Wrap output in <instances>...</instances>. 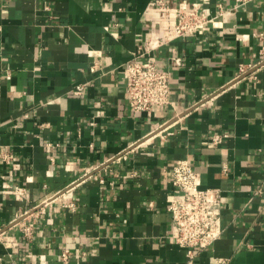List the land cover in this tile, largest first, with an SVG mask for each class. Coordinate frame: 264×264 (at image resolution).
<instances>
[{"label":"crops","instance_id":"crops-1","mask_svg":"<svg viewBox=\"0 0 264 264\" xmlns=\"http://www.w3.org/2000/svg\"><path fill=\"white\" fill-rule=\"evenodd\" d=\"M167 1L211 20L174 36L159 0H0V264H264V0ZM146 51L172 104L131 113L124 70ZM178 158L222 196L193 258L167 211Z\"/></svg>","mask_w":264,"mask_h":264},{"label":"built area","instance_id":"built-area-1","mask_svg":"<svg viewBox=\"0 0 264 264\" xmlns=\"http://www.w3.org/2000/svg\"><path fill=\"white\" fill-rule=\"evenodd\" d=\"M250 0H238L245 3ZM163 9L172 11L175 22L172 28L174 36L191 34L194 30L203 27L211 20L207 8L199 9L197 5L189 8L186 5L171 6L167 0H159ZM261 35V33H260ZM167 41L166 37L151 39L149 46L154 48L160 42ZM139 53L133 54L125 66L124 76L126 79V96L128 110L131 113L146 112L150 114L156 107H164L172 104L170 100L169 72L161 69L154 56L146 51V58L139 59ZM260 59H264V47L260 51ZM174 63H181L179 58H174ZM257 65L241 63L238 75L251 73ZM248 71H250L248 73ZM82 85L74 87L73 93L80 94ZM179 113H176L178 116ZM172 119L160 122L151 135L167 133ZM264 122V117H263ZM163 134V133H162ZM228 133L214 132L210 136L213 144H219ZM264 148V147H263ZM121 155L113 157L119 159ZM8 155L0 150V159L6 160ZM111 159V160H113ZM225 170V165L223 166ZM170 183L172 188L179 192L171 198L167 205L170 215L172 237L182 247L189 258L195 255V249H205L221 237L223 226L221 222V191L219 188L201 187V179L197 170L185 158H178L171 162L169 169ZM100 181L103 179L100 178ZM62 260L66 264L69 259L67 249L62 251ZM216 264H226L227 261L217 258Z\"/></svg>","mask_w":264,"mask_h":264}]
</instances>
